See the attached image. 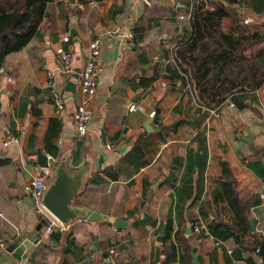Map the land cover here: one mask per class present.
Listing matches in <instances>:
<instances>
[{
	"label": "crops",
	"instance_id": "1",
	"mask_svg": "<svg viewBox=\"0 0 264 264\" xmlns=\"http://www.w3.org/2000/svg\"><path fill=\"white\" fill-rule=\"evenodd\" d=\"M188 1L61 0V7L53 4L42 37L7 56L0 74V158L7 160L0 166V240L5 243L0 264H102L110 250L114 253L109 264H159L165 255L160 244L155 262L156 237L174 188L190 178L187 228L188 218L198 219L200 210L210 220L218 218L222 162L237 180L240 197L253 194L260 199L264 185L247 163L264 147V85L244 93L238 102H224L215 109L218 116L207 110L195 128L194 121L206 108L194 101L185 78L174 83L168 79L179 28L182 35L190 31V25L176 20ZM242 18L249 24L264 21V15L248 11ZM94 39L99 40L101 57L96 90L87 102L80 71ZM59 48L70 52L68 72L56 53ZM52 92L61 99L60 111L52 103ZM84 101L91 118L87 134L80 138L73 114ZM53 118L60 122L58 157L81 182L74 200L79 217L96 212L125 221L126 228L102 219L80 221L64 235L40 239L44 225L26 187L50 161L44 136ZM147 122L149 132L144 129ZM178 122L183 123L175 126ZM159 132L164 141L157 144L149 165L128 158L138 139ZM188 154L194 169L186 177ZM249 218L255 222L254 232L264 234L261 199ZM215 242L208 236L196 244L197 264L198 258L200 264H226L227 253ZM246 260L263 264L255 250L243 251L242 260L232 264H248Z\"/></svg>",
	"mask_w": 264,
	"mask_h": 264
},
{
	"label": "trees",
	"instance_id": "2",
	"mask_svg": "<svg viewBox=\"0 0 264 264\" xmlns=\"http://www.w3.org/2000/svg\"><path fill=\"white\" fill-rule=\"evenodd\" d=\"M100 2L102 0H78ZM61 7V0H0V74L8 55L39 40L51 20L52 6ZM210 6L211 8H207ZM243 11L255 16L264 15V0H206L194 10L189 34L184 35L172 50L173 68L169 70L171 82L183 78L190 85L194 101L208 110H215L227 100L238 102L244 93H251L264 85V21L249 24L243 21ZM196 119L198 128L207 113ZM178 122L175 126L181 125ZM175 131V129H174ZM60 122L50 120L44 136V152L53 159L58 157ZM164 141L159 133L146 134L137 140L128 158L146 166L152 162L157 144ZM156 143V144H155ZM247 167L264 185V147L250 157ZM6 159L0 158V166ZM188 177L193 169V156L186 157ZM222 179L219 182L218 218L210 220L209 214L200 210L199 218L206 223L208 234L193 232L197 219L188 218L192 233L185 236L186 210L192 203L190 178L183 185L174 188L171 207L160 229L165 226L161 242L165 255L159 264H192V254L197 255L196 244L206 237L231 246V253L225 255L226 264L242 260V252L256 250L264 242V234L251 232L250 211L258 205L259 197H240L238 183L225 162L221 163ZM145 188V187H144ZM215 217V216H214ZM220 249L226 253L223 246ZM212 255L216 256L215 253ZM253 264L251 260H246ZM198 262L200 264L199 258Z\"/></svg>",
	"mask_w": 264,
	"mask_h": 264
},
{
	"label": "built area",
	"instance_id": "3",
	"mask_svg": "<svg viewBox=\"0 0 264 264\" xmlns=\"http://www.w3.org/2000/svg\"><path fill=\"white\" fill-rule=\"evenodd\" d=\"M202 2H206V0H189L185 12L178 14L176 16V20L181 24L190 25V21L192 19L196 6H198ZM207 8L211 7L208 6ZM129 36L133 37L132 34H130ZM183 36L184 35H182L181 29L179 28L178 37L174 42V45L172 46V50L174 49L175 45L183 39ZM56 53L62 63L63 71L68 72L70 70V52L63 48H59L56 50ZM100 57V43L98 39H94L90 42L89 54L87 56V59L83 63V66L80 71L81 94L84 97V100L87 102L91 99L96 90L97 72L100 65ZM1 73H3V70ZM7 82L13 83L12 78L8 77ZM51 99L55 108L60 111L63 108V105L58 94L52 92ZM85 101L78 105L73 114V123L76 135L80 138L84 137L87 134L88 124L91 118V112L87 108ZM131 110L136 111V106H132ZM215 111L216 110H209L211 114H215L218 116V113H216ZM5 145H7V143H5ZM48 158L50 159V161L44 167L39 168L37 170L30 184L26 187L27 192L30 194L33 200L34 206L39 217L41 218V220L47 223V226L44 227L43 232L40 236L41 240L47 239L53 234H66L69 230V227L76 222H87L86 220H76L70 225H62L42 207V195L46 188L47 181L51 176V168L53 162L55 161V159L51 158L50 156H48ZM260 199L264 202V192L260 195ZM202 231L205 234H208L206 223L198 217L197 222L194 223L193 232L199 234ZM222 245L223 244H221L220 242H215V247L220 248V246ZM4 248L5 243L0 240V250H3ZM113 253L114 250H110L109 255L103 259L102 264H109ZM226 253L230 254L231 249H226Z\"/></svg>",
	"mask_w": 264,
	"mask_h": 264
},
{
	"label": "water",
	"instance_id": "4",
	"mask_svg": "<svg viewBox=\"0 0 264 264\" xmlns=\"http://www.w3.org/2000/svg\"><path fill=\"white\" fill-rule=\"evenodd\" d=\"M150 3V0H145ZM145 131L149 132L151 126L149 122L144 124ZM250 142V138H243ZM81 182L77 177L70 176L65 164L59 157H57L55 163L51 168V176L47 181L46 188L42 195L41 205L42 207L58 222L62 225H70L76 220H86L89 222H95L102 219L108 223L114 224L117 229H124L128 224L123 220H114L107 216L100 215L96 212H91L88 217H79L77 209L74 207V200L79 193ZM41 224L47 226L45 221H41ZM250 230L255 231V222L253 219L250 220ZM165 233V226L159 231L156 237L155 247V262L159 261V245L162 242L163 235ZM192 233L191 227L186 229V234ZM263 259L264 264V242H262L258 249L255 250ZM192 263L197 264V259L192 254Z\"/></svg>",
	"mask_w": 264,
	"mask_h": 264
}]
</instances>
